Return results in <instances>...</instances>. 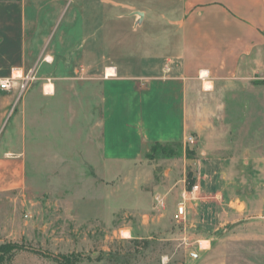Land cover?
Here are the masks:
<instances>
[{"label": "rangeland", "instance_id": "obj_1", "mask_svg": "<svg viewBox=\"0 0 264 264\" xmlns=\"http://www.w3.org/2000/svg\"><path fill=\"white\" fill-rule=\"evenodd\" d=\"M50 11L28 24L27 39L34 37L35 56L30 58L36 77L80 59L98 69L81 72L82 76L104 78L107 64H123L135 71L141 61L138 54L145 49L139 41L142 34L160 33L155 21L138 29L125 4L92 12L76 10L74 5ZM31 28L36 33L29 32ZM105 36L112 45L111 56H77L82 49L103 52ZM153 44L147 46L164 51ZM54 48L67 56H55L51 64L43 56ZM102 82H77L81 98L74 97V88H57L52 98H45L42 80L29 72L10 79L9 87L1 89L8 97L0 94V153L23 150L26 171L22 187L0 192V264H217V257L193 259L199 250L196 229H210L208 235L214 236L224 233L212 229L211 216L203 218L188 210V203L196 196L219 193L233 198L237 186L199 184L197 139L191 132L170 142H139L137 121L144 102L136 87L128 81ZM102 93L109 100L103 99L104 105ZM105 106L110 112L107 151L113 159L97 173L95 164L100 165L101 156L96 145L104 142ZM161 106L152 110L155 128L165 125L159 118ZM229 112L242 115L243 145L254 133L259 143L264 142V79L243 90L241 108ZM147 116L142 118L148 124ZM257 160L251 172L246 169L244 192L264 191V152ZM222 171L233 182L232 169ZM194 185L199 189L192 192ZM182 201L187 212L179 218L176 211Z\"/></svg>", "mask_w": 264, "mask_h": 264}, {"label": "crops", "instance_id": "obj_2", "mask_svg": "<svg viewBox=\"0 0 264 264\" xmlns=\"http://www.w3.org/2000/svg\"><path fill=\"white\" fill-rule=\"evenodd\" d=\"M115 4H125L130 9L138 29L147 22H158L159 35L142 30L139 41L145 49L138 54L141 61L137 70L123 64H107L103 66L104 78L82 76L81 72L96 73L98 69L91 63L82 64L80 59L73 66L51 68L35 76V64L31 60L35 56L34 37L27 39L28 24L35 22L34 17L43 11L44 14H51L50 10L61 11L66 5L92 12L95 8H113ZM173 14L175 19H171ZM168 31L170 33H164ZM29 32L35 31L31 28ZM148 43H158L164 51L157 52L149 48ZM102 44L103 52L82 49L77 56H111L112 45L107 36ZM58 45H62V40ZM57 53L55 48L51 49L43 58L52 64L55 56H67ZM29 72L42 80L45 98H52L57 88H74V97L81 98L80 89L76 90L77 82H131L144 102L137 121L139 142H170L191 132L197 139L199 184L232 183L239 187L233 198L219 193L196 196L188 203V210L203 218L211 216L212 229L224 233L214 236L208 235L210 229L208 232L206 228L196 229L199 250L193 259L217 257V264H264V191L255 193L252 188L245 192L242 189L246 169H252L257 163L258 154L264 152V142L259 143L258 134L254 133L249 143L243 145L239 132L242 115L229 112L241 108L243 90L262 84L264 79V0H0V82ZM0 94L8 97L1 89ZM60 94L65 96L66 93L61 91ZM100 99L109 102L104 93L100 94ZM156 105H162L158 113L165 125L160 123L155 128L152 110ZM231 105L233 107H229ZM105 109L104 142L96 145L101 156L100 165L95 164L97 173L99 168L107 169L113 159L107 151L110 112L106 106ZM54 110L50 111L53 117ZM146 114L148 124L142 118ZM230 120L234 123L230 124ZM223 169H232L233 182L227 179V173L223 176ZM25 171L23 150L1 151L0 192L22 187Z\"/></svg>", "mask_w": 264, "mask_h": 264}, {"label": "built area", "instance_id": "obj_3", "mask_svg": "<svg viewBox=\"0 0 264 264\" xmlns=\"http://www.w3.org/2000/svg\"><path fill=\"white\" fill-rule=\"evenodd\" d=\"M8 87H9V80H6L4 82H0V89H7ZM187 140L189 142H193V137L188 136ZM197 189H198V186L194 185L192 188V192H195ZM185 215H186V206H185V203L182 201L177 206L176 216L179 218H183Z\"/></svg>", "mask_w": 264, "mask_h": 264}, {"label": "bare ground", "instance_id": "obj_4", "mask_svg": "<svg viewBox=\"0 0 264 264\" xmlns=\"http://www.w3.org/2000/svg\"><path fill=\"white\" fill-rule=\"evenodd\" d=\"M50 87H47V89H49ZM51 91V90H50ZM49 92V91H48ZM124 235H127V233H124Z\"/></svg>", "mask_w": 264, "mask_h": 264}, {"label": "trees", "instance_id": "obj_5", "mask_svg": "<svg viewBox=\"0 0 264 264\" xmlns=\"http://www.w3.org/2000/svg\"><path fill=\"white\" fill-rule=\"evenodd\" d=\"M156 143H157V142H156ZM191 184H192V182L190 183V186H191ZM190 186H189V187H190ZM144 243L146 244V242H144Z\"/></svg>", "mask_w": 264, "mask_h": 264}]
</instances>
